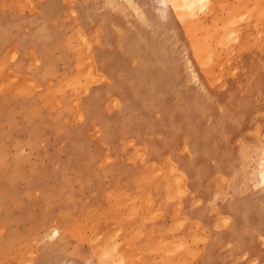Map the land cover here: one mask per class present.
Returning a JSON list of instances; mask_svg holds the SVG:
<instances>
[{"label": "rangeland", "instance_id": "obj_1", "mask_svg": "<svg viewBox=\"0 0 264 264\" xmlns=\"http://www.w3.org/2000/svg\"><path fill=\"white\" fill-rule=\"evenodd\" d=\"M153 1L64 0L50 35L0 0V264H198L199 223L145 229L187 175L235 201L256 255L227 264H264V4Z\"/></svg>", "mask_w": 264, "mask_h": 264}, {"label": "crops", "instance_id": "obj_2", "mask_svg": "<svg viewBox=\"0 0 264 264\" xmlns=\"http://www.w3.org/2000/svg\"><path fill=\"white\" fill-rule=\"evenodd\" d=\"M38 1L41 3L40 16L26 14L23 18L34 27L45 26L48 34L56 35L59 32L58 27L61 25L59 17H61L64 10L62 4L64 0ZM186 188L189 193L193 192V196H187L181 200L179 207L176 203L165 204L161 209L163 220L147 225L145 227V229H148L146 237H151L149 229L154 230L158 227L161 229L170 226L177 219L176 214H179L181 215L180 217L197 222L204 228L205 243L202 246L201 258L198 264H227L229 263V258L235 257L238 250L247 251L250 257L256 255L254 244L250 243L249 240L245 241L244 237L235 238V230L240 232L243 220L239 214L235 217V201L226 203L212 202L213 194L202 191L191 175H187ZM197 200L201 201V203L194 205ZM224 217H228L232 221V227L230 229H215L220 219ZM227 245L230 247L227 248Z\"/></svg>", "mask_w": 264, "mask_h": 264}, {"label": "bare ground", "instance_id": "obj_3", "mask_svg": "<svg viewBox=\"0 0 264 264\" xmlns=\"http://www.w3.org/2000/svg\"><path fill=\"white\" fill-rule=\"evenodd\" d=\"M125 1H127V0H125ZM131 1H132V0H131ZM197 1H200L201 3H204V0H203V2H202V0H194V4H192V5L189 4V2H188V4H189V5H188V4L186 3L185 0H184V1H183V0H154V1H153V5H154V6H152V4H151V5L149 4V5H150V6H149L146 2H144V4L148 5V7H150V8H151V7H152V8L154 7V8H157V9H159V10H164L165 8H167L168 5H172V8L174 7V8L176 9V12H177V16L175 15V14H176L175 12H174V13H175L174 15H175L176 17H178V14H179L178 12H179V11H180V12H181L182 10L185 11L186 8H188V6H190V5L194 7V6H195V2H196V6L201 4V3H200V4H197ZM227 1H228V0H227ZM259 1H262V2L260 3L261 5L264 4V0H259ZM185 3H186V5H187L186 8L183 6V5H185ZM244 3H245V2H244ZM262 3H263V4H262ZM227 4H228V3H227ZM245 4H246V3H245ZM245 4H244L245 7H247V8L249 7V8H250L249 5L246 6ZM132 5H133V4H132ZM142 5H143V4H142ZM186 5H185V6H186ZM225 5H226V3H225ZM226 6H228V5H226ZM230 6H231V5H230ZM256 6H257V4H256ZM183 7H184V9H183ZM193 7H191V8L189 7V8H188L189 11L187 10V12H190V13H191V10L196 9L195 7H194V8H193ZM263 7H264V6H263ZM174 8H173V9H174ZM181 8H182V9H181ZM192 8H193V9H192ZM249 8H248V9H249ZM137 9H138V7H137ZM179 9H181V10H179ZM250 9H252V7H251ZM165 10H166V9H165ZM178 10H179V11H178ZM155 11H156V9H155ZM157 11H158V10H157ZM194 11H195V10H194ZM194 11H192V12H194ZM139 12H140V14H141V11H140V10H139ZM152 12H153V11H152ZM161 12H162V16H163L164 11H161ZM231 12H232L231 15H233V16L230 15V17H229L228 20H229V21H233V20H234V21H233V22H234V25H237L238 23H237V21L235 20V19H238L237 17H235V16H236V14H235L236 12H235V11H231ZM233 12H234V13H233ZM237 12H238V11H237ZM183 13H184V12H183ZM183 13H180L181 15H180L179 17H181V16H182V17H185V16L188 14V13H186V11H185L184 14H183ZM242 13H243V12H242ZM261 13H264V9H261ZM234 14H235V15H234ZM237 14H238V13H237ZM240 14H241V12H240ZM250 14H251V12H249L248 15L245 14V15H247V16H246L247 19H250V18H249V15H250ZM243 15H244V14H243ZM243 15H242V16H243ZM143 16H144V15H143ZM238 16H239V15H238ZM232 17H234L235 19L232 18ZM255 17H256V18L258 17L257 14H256ZM144 18H145V17H144ZM167 18H168V16H167ZM181 19H182V18H181ZM230 19H231V20H230ZM257 19H258V18H257ZM257 19H255V20H257ZM259 19H261V18H259ZM225 20H226V22H227V18H226ZM225 20H224V22H223L224 26H225V24H226V23H225ZM229 21H228V22H229ZM233 22H230V23H232V25H233ZM259 22H260V20H259ZM235 23H237V24H235ZM227 25H230V26H231V24H228V23H227ZM230 26H229V27H230ZM225 27H226V26H225ZM227 27H228V26H227ZM231 27H232L231 30H232V32H233L234 26H231ZM235 27H236V26H235ZM244 27H245V26H244ZM245 28H246V27H245ZM196 29H197V28H196ZM194 31H195V30H194ZM189 32H190V31H189ZM237 32H238V31H237ZM237 32H235V33H237ZM230 34H231V33H230ZM189 36H190V38L193 37L192 35H189ZM248 36H249V35H248ZM227 37H228V35H227ZM190 38H189V39H190ZM192 39H193V40H197V41H194V43H197V44H198L199 42L202 43V42L205 41V39H204V41H203V40H200V39L198 40V39H196V38H194V37H193ZM192 39H191V41H192ZM228 40H229V39H228ZM198 41H199V42H198ZM226 41H227V40H226ZM229 41H230V40H229ZM192 43H193V42H192ZM200 43H199V45H200ZM205 43H206V42H205ZM205 43H202V44H205ZM197 44H196V46H197ZM202 44H201L199 47H196V48L199 49V50H198V49H196V50H198V51L200 52V56L198 55V58H199V59L201 58L202 55H205V54H206V53H205V54H202V53H204V52H208V53H210V51L207 50L208 48L205 47L206 44H205V46H202ZM193 45H195V44H193ZM194 47H195V46H194ZM207 47H208V46H207ZM209 48H210V47H209ZM198 51H197V52H198ZM197 54H198V53H197ZM201 54H202V55H201ZM211 55H212V54H211ZM205 56H206V55H205ZM208 56H210V55H208ZM208 58H209V57H208ZM208 58H206V60H204V61H207ZM212 60H213V59H212ZM208 62H209V61H208ZM260 159H261V157H260ZM263 160H264V158H263ZM260 161H261V160H260ZM261 166H262V165H261ZM254 172H255V171H254ZM255 173H256V172H255ZM255 173L253 174V176H254V175H257V176H254V177H257V178H258V177H259V176H258V172H257L256 174H255ZM259 174H260V173H259ZM251 175H252V174H251ZM262 178H263V180H264V173L262 174ZM261 183H264V182H261ZM119 234H120V233H119ZM104 238H105V237H104ZM171 261H172V260H171ZM179 264H180V263H179Z\"/></svg>", "mask_w": 264, "mask_h": 264}]
</instances>
